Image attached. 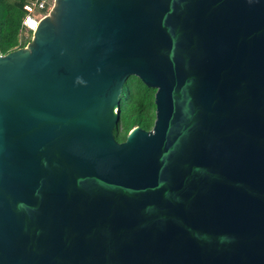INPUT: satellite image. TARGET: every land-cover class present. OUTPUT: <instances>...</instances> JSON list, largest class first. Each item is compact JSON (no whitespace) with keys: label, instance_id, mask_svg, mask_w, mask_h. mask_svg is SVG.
<instances>
[{"label":"water","instance_id":"1","mask_svg":"<svg viewBox=\"0 0 264 264\" xmlns=\"http://www.w3.org/2000/svg\"><path fill=\"white\" fill-rule=\"evenodd\" d=\"M0 264H264V0H54L0 55Z\"/></svg>","mask_w":264,"mask_h":264},{"label":"trees","instance_id":"2","mask_svg":"<svg viewBox=\"0 0 264 264\" xmlns=\"http://www.w3.org/2000/svg\"><path fill=\"white\" fill-rule=\"evenodd\" d=\"M26 0H0V53L4 54L16 47L21 35V20L24 15L22 5ZM155 89L146 87L137 77L128 76L121 87L118 99V121L112 129L117 141H123L130 128L137 125L150 129L154 120L153 94Z\"/></svg>","mask_w":264,"mask_h":264},{"label":"built area","instance_id":"3","mask_svg":"<svg viewBox=\"0 0 264 264\" xmlns=\"http://www.w3.org/2000/svg\"><path fill=\"white\" fill-rule=\"evenodd\" d=\"M46 3V0H26L24 2V4L22 5V8L24 10V15L21 20L22 31L20 33L24 31L25 33H27V35L22 36V34H19L18 43L22 41H25L26 43L30 39L31 33L37 25L39 19L44 15L43 11L46 8ZM34 11H38L39 15L37 17L33 15Z\"/></svg>","mask_w":264,"mask_h":264},{"label":"rangeland","instance_id":"4","mask_svg":"<svg viewBox=\"0 0 264 264\" xmlns=\"http://www.w3.org/2000/svg\"><path fill=\"white\" fill-rule=\"evenodd\" d=\"M46 8L45 10L43 11L44 14H49L50 10L52 9V7L54 6V0H46ZM33 15L35 17H37L39 14H38V11H34ZM22 36H26L27 33H25L24 31L21 33Z\"/></svg>","mask_w":264,"mask_h":264}]
</instances>
